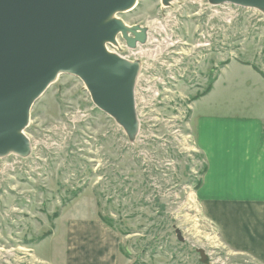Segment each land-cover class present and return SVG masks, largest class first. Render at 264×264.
Listing matches in <instances>:
<instances>
[{"label": "rangeland", "instance_id": "rangeland-1", "mask_svg": "<svg viewBox=\"0 0 264 264\" xmlns=\"http://www.w3.org/2000/svg\"><path fill=\"white\" fill-rule=\"evenodd\" d=\"M115 20L143 35L132 46L120 35L106 45L136 66V129L100 111L78 77L59 74L31 105L22 132L28 154L0 158V264H44L39 253L61 254L58 235L36 247L65 209L109 226L121 264H201L197 250L210 264H256L224 248L201 207L197 184L207 168L191 105L232 62L264 74V12L209 0H138ZM220 80L225 89L204 111L264 122L262 78L242 68Z\"/></svg>", "mask_w": 264, "mask_h": 264}, {"label": "water", "instance_id": "water-1", "mask_svg": "<svg viewBox=\"0 0 264 264\" xmlns=\"http://www.w3.org/2000/svg\"><path fill=\"white\" fill-rule=\"evenodd\" d=\"M134 1L0 0V152L28 154V141L19 132L55 72L78 77L100 111L130 132L136 129L132 93L136 66L103 48L119 32L130 46L143 40L137 27L127 31L133 37L129 38L119 21L109 20ZM209 1L264 12V0ZM175 235L184 242L180 231ZM197 253L201 264H210L203 250Z\"/></svg>", "mask_w": 264, "mask_h": 264}, {"label": "crops", "instance_id": "crops-1", "mask_svg": "<svg viewBox=\"0 0 264 264\" xmlns=\"http://www.w3.org/2000/svg\"><path fill=\"white\" fill-rule=\"evenodd\" d=\"M242 68L262 78L253 65L232 62L215 78L209 93L192 102L196 149L207 168L198 194L224 248L264 264V122L257 117L221 116L222 112L211 115L203 106L211 111L205 101L215 97L219 88V93L225 89L226 82L220 79L232 69ZM220 106L227 110L225 104ZM198 107L205 115L197 113L195 117ZM65 210L55 220L50 235L36 247L39 250L42 243L57 235L62 239L61 254L38 252L44 264H121L114 231L94 219L67 215Z\"/></svg>", "mask_w": 264, "mask_h": 264}, {"label": "bare ground", "instance_id": "bare-ground-1", "mask_svg": "<svg viewBox=\"0 0 264 264\" xmlns=\"http://www.w3.org/2000/svg\"><path fill=\"white\" fill-rule=\"evenodd\" d=\"M162 2H164V4L167 3V2H165L164 0H162ZM137 3H138V0H135L134 3H133L129 8H127L126 10L116 11L115 13H113V14L109 17V20H115V16H116V14H118V13H120V12H128V11L133 10V9L136 7ZM168 4H169V2L167 3V5H168ZM123 28H124V27H123ZM125 30H126V35H127V36H130V35L127 33V31H128L129 29H127V28L125 27V28H124V31H125ZM119 35L122 36V35H123L122 32L117 33V35L114 37V39H113L111 42L103 43V48H104L105 52H106L108 55H110V56H113V55L109 53L108 49L106 48V47H107L106 45L115 42L116 39H117V37H118ZM57 74H58V73L55 72V74H54V76H53V79H52V81L50 82V84L47 86V88H49V87L55 82L56 77H57L60 73H59L58 75H57ZM56 75H57V76H56ZM47 88H46V89H47ZM27 124H28V121H27V123H26L25 125L27 126ZM26 126L23 127V128H26ZM19 133L21 134V133H22V130H21ZM8 153H9V152H4V153H3V152H0V158L6 156Z\"/></svg>", "mask_w": 264, "mask_h": 264}, {"label": "trees", "instance_id": "trees-1", "mask_svg": "<svg viewBox=\"0 0 264 264\" xmlns=\"http://www.w3.org/2000/svg\"><path fill=\"white\" fill-rule=\"evenodd\" d=\"M254 70H255V71H256V72L262 77V79H264V74H263V73H261L260 71H258V69L255 68V67H254ZM214 81H215V79H212V81H211L210 85L208 86V88H207L202 94H200V95H198L197 97H195V98L193 99V101H195V100H197V99H199V98H201V97L207 95V94L209 93V91L211 90V87H212ZM204 173H205V171H204ZM200 187H201V183H198V184H197V190H198ZM101 222H102V221H101ZM102 223H103V222H102ZM103 224H104V223H103ZM104 225H106V224H104ZM106 226H107V225H106ZM107 227L109 228V226H107ZM49 235H50V233H48V234L42 236V237L39 239V242L42 241V240H44L45 238H47Z\"/></svg>", "mask_w": 264, "mask_h": 264}]
</instances>
